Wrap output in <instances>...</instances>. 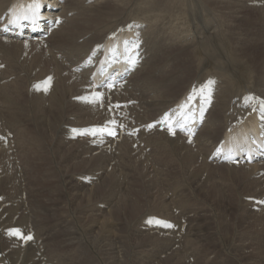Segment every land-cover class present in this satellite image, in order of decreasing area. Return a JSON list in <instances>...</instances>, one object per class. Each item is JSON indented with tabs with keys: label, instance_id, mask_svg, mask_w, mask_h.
Returning <instances> with one entry per match:
<instances>
[{
	"label": "bare ground",
	"instance_id": "bare-ground-1",
	"mask_svg": "<svg viewBox=\"0 0 264 264\" xmlns=\"http://www.w3.org/2000/svg\"><path fill=\"white\" fill-rule=\"evenodd\" d=\"M28 1L0 0V264H264V203L221 201L209 175L264 197V0ZM120 28L134 55L96 84ZM199 89L201 122L175 130ZM177 164L198 194L164 183Z\"/></svg>",
	"mask_w": 264,
	"mask_h": 264
},
{
	"label": "rangeland",
	"instance_id": "rangeland-1",
	"mask_svg": "<svg viewBox=\"0 0 264 264\" xmlns=\"http://www.w3.org/2000/svg\"><path fill=\"white\" fill-rule=\"evenodd\" d=\"M201 165L202 164H200L199 166H198V168H197V172L199 171V170H201ZM171 166H172V169H171ZM173 166L175 167V168H173ZM176 166H178V167H176ZM181 168H180V167ZM184 167V164H180V165H170V166H168L166 169H168V170H166L165 169V171L167 172V171H170L169 169H171V171L169 172V174H168V172L166 173V175H168L167 177V179L168 180H172V182H173V184H172V182H171V180L170 181H164V183L166 184V183H169V185H174V184H176V186L178 185L179 186V183L181 184L182 183V185H184V184H186L185 186H190V187H193L194 186V188H195V181H193V179L191 180L190 178H188V176L186 175V177L188 178H186L185 179V175L183 176L182 174H185L184 172H182V171H184V170H186V169H184L183 168ZM200 167V168H199ZM179 168V170H177ZM175 169V170H174ZM182 169V170H181ZM181 170V171H180ZM204 170H205V168H203L202 167V170L201 171H203L204 172ZM178 171V172H177ZM171 172H172V174H171ZM174 172H177L176 174L174 173ZM180 172H181V174H180ZM199 173V172H198ZM211 173H213V174H211ZM217 172H215V171H211V172H209V175H211V176H215V177H217V178H224L228 183H230V184H228L229 186H228V190L227 189H225V191L223 190V191H221V192H223L224 193V195H223V199L221 200V201H225V202H246V203H250L251 205H260V204H263L264 203V197H262V199H257L256 198V196H254V194H251L250 192H249V190H248V186H247V183L246 182H238L237 181V183L236 182H234V180H233V175H234V172L232 171V173L230 174V177L228 178V176H224V174L223 175H221L222 173H217L218 174V176H217V174H216ZM171 174V175H170ZM220 174V175H219ZM176 176V177H174V176ZM179 175H182V176H179ZM177 176H178V178H177ZM173 177V178H172ZM180 177V178H179ZM183 178H184V180H183ZM227 178V179H226ZM173 179H174V181H173ZM181 180L180 182H179V180ZM190 179V180H189ZM176 180H178V181H176ZM186 180V182L185 183H183V181H185ZM230 180L232 181V182H230ZM187 181H188V183H187ZM171 182V183H170ZM178 182V183H177ZM219 182H221V180H218V182L216 183V185H226L225 184V182H222V183H219ZM233 183V184H232ZM235 183V184H234ZM246 183V184H245ZM189 184V185H188ZM238 184V185H237ZM246 185V187H245V185ZM221 185V186H222ZM232 185H233V187H232ZM235 185V186H234ZM236 185H237V188H235L236 187ZM244 185V186H243ZM210 186V185H209ZM243 186V187H242ZM242 187V188H241ZM235 188V189H234ZM208 189H210V188H208ZM212 189V188H211ZM230 189V190H229ZM234 189V190H233ZM232 190H233V193H232ZM4 192L6 191V190H3ZM212 191H213V189H212ZM237 191H240V192H237ZM245 191H247V192H245ZM232 193V194H230V193ZM213 193H214V191H213ZM228 193V194H227ZM246 193V194H245ZM195 194H198L197 193V190H196V188H195ZM206 194V195H205ZM227 196H226V195ZM239 194H241V195H239ZM249 194V195H248ZM204 195H205V198H203L202 200H201V197L199 198V197H196L197 199H200L201 200V203H202V201L203 202H207V203H210L212 206L214 205V203L216 202L215 201V199H213V197H215V194L214 195H210V193H208V191H206L205 193H204ZM208 195V196H207ZM211 197H210V196ZM234 195H237V196H234ZM245 195V196H244ZM248 196H250V197H248ZM253 196V197H252ZM207 197V198H206ZM227 197V198H226ZM231 199H230V198ZM236 197V198H235ZM238 197V198H237ZM245 197V198H244ZM239 198H241V199H239ZM243 199V200H242ZM195 204H200L199 202H197L196 200H194V199H190L189 200V202H188V205L190 206V205H195ZM199 207L200 206H195L194 207V211H197L196 212V214H198V215H200L201 217H200V219H201V221H202V223H200V225H199V228L201 227H203V225H204V230L205 231H207V234L208 235H211V234H213V230L214 229H208V226L210 225V226H212L213 227V225H212V221H209L207 218H208V216H203L202 217V209L200 210L199 209ZM214 208H215V206H213ZM238 208V204L236 205V209ZM198 209V210H197ZM218 211V210H217ZM202 213V214H201ZM218 214H220L219 212H218ZM199 219V218H198ZM233 220V223L235 222V219H232ZM118 224H119V222H118ZM205 227H206V229H205ZM131 229H130V227H129V233L131 234ZM206 237H208V236H206ZM205 238V237H204ZM148 242V241H147ZM150 242V241H149ZM215 241H211L210 243H214ZM144 243H146V242H144ZM144 243H142V244H144ZM142 244H140V245H142ZM140 245H138L137 247H136V254H135V262H142V261H140L139 260V258H138V252L140 251ZM209 246V247H208ZM205 245V246H203V245H199V247H198V249L200 250V252H205V251H207V253L206 254H210L211 252H213V250H214V248H213V245L211 244H209V245ZM201 247V248H200ZM212 259H215V256H213V258ZM242 260V259H241ZM243 261V260H242ZM169 262H170V260H169ZM245 264V263H244Z\"/></svg>",
	"mask_w": 264,
	"mask_h": 264
},
{
	"label": "snow or ice",
	"instance_id": "snow-or-ice-1",
	"mask_svg": "<svg viewBox=\"0 0 264 264\" xmlns=\"http://www.w3.org/2000/svg\"><path fill=\"white\" fill-rule=\"evenodd\" d=\"M211 83V82H209ZM165 119H167V117H165ZM112 123H115L114 121ZM74 133L77 132V130H73ZM104 132H108V129H107V126H105L104 128H101V129H90V130H84L83 132H79L77 134H80V135H85V134H91V135H95L97 133H104ZM108 134H113L112 132H108ZM0 139H3V137H0ZM153 221H149V223H152ZM155 223L157 224H161L163 226H166V227H171V225H167V224H164V222L162 221H155ZM10 235H14V236H17L18 238H21V239H25V240H30L31 237L30 236H23L19 230H13L9 233Z\"/></svg>",
	"mask_w": 264,
	"mask_h": 264
}]
</instances>
